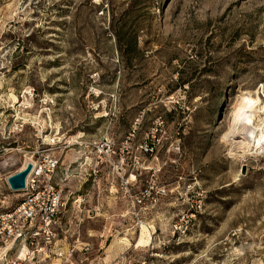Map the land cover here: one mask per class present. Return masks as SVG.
I'll use <instances>...</instances> for the list:
<instances>
[{
    "label": "rangeland",
    "instance_id": "1",
    "mask_svg": "<svg viewBox=\"0 0 264 264\" xmlns=\"http://www.w3.org/2000/svg\"><path fill=\"white\" fill-rule=\"evenodd\" d=\"M28 159L0 264H264V0H0V213Z\"/></svg>",
    "mask_w": 264,
    "mask_h": 264
},
{
    "label": "built area",
    "instance_id": "2",
    "mask_svg": "<svg viewBox=\"0 0 264 264\" xmlns=\"http://www.w3.org/2000/svg\"><path fill=\"white\" fill-rule=\"evenodd\" d=\"M39 172L37 170L35 173L39 174ZM34 175L32 172L25 178L24 198L11 210L0 213L1 243L9 238H24L28 239L31 245L32 240L41 234L44 238V246L49 244L52 226L64 211L65 204L61 200L59 190L54 189L47 181L38 186ZM72 250L69 251V255L72 254ZM56 254L62 256L61 251Z\"/></svg>",
    "mask_w": 264,
    "mask_h": 264
},
{
    "label": "water",
    "instance_id": "3",
    "mask_svg": "<svg viewBox=\"0 0 264 264\" xmlns=\"http://www.w3.org/2000/svg\"><path fill=\"white\" fill-rule=\"evenodd\" d=\"M31 167H32L31 162L27 161L16 172L7 175V177L5 178L7 186L11 190H16V191L17 189L19 190L23 189L25 178L27 176V173L30 171ZM244 170H245L244 165H241L242 174L244 173Z\"/></svg>",
    "mask_w": 264,
    "mask_h": 264
},
{
    "label": "trees",
    "instance_id": "4",
    "mask_svg": "<svg viewBox=\"0 0 264 264\" xmlns=\"http://www.w3.org/2000/svg\"><path fill=\"white\" fill-rule=\"evenodd\" d=\"M125 35L122 34L121 38H117V44L120 48L125 50H134L136 46V37L133 34Z\"/></svg>",
    "mask_w": 264,
    "mask_h": 264
},
{
    "label": "bare ground",
    "instance_id": "5",
    "mask_svg": "<svg viewBox=\"0 0 264 264\" xmlns=\"http://www.w3.org/2000/svg\"><path fill=\"white\" fill-rule=\"evenodd\" d=\"M27 161L31 162V164H32V167H31L30 171L27 173V177H29L30 174L36 169V164L33 161L29 160V159Z\"/></svg>",
    "mask_w": 264,
    "mask_h": 264
}]
</instances>
